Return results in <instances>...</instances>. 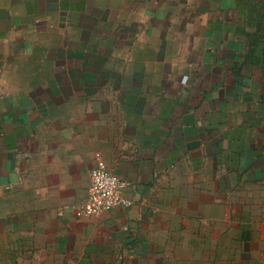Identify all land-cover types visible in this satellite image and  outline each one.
<instances>
[{
    "label": "crops",
    "instance_id": "0c3cea01",
    "mask_svg": "<svg viewBox=\"0 0 264 264\" xmlns=\"http://www.w3.org/2000/svg\"><path fill=\"white\" fill-rule=\"evenodd\" d=\"M0 264H264V0H0Z\"/></svg>",
    "mask_w": 264,
    "mask_h": 264
},
{
    "label": "built area",
    "instance_id": "2783aa9c",
    "mask_svg": "<svg viewBox=\"0 0 264 264\" xmlns=\"http://www.w3.org/2000/svg\"><path fill=\"white\" fill-rule=\"evenodd\" d=\"M90 177L87 197L74 206L77 218L96 216L131 205V200L125 195L129 181L111 171L105 161L96 163Z\"/></svg>",
    "mask_w": 264,
    "mask_h": 264
}]
</instances>
